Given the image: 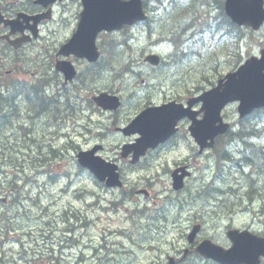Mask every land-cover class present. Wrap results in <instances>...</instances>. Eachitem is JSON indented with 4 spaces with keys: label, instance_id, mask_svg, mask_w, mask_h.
<instances>
[{
    "label": "rangeland",
    "instance_id": "obj_1",
    "mask_svg": "<svg viewBox=\"0 0 264 264\" xmlns=\"http://www.w3.org/2000/svg\"><path fill=\"white\" fill-rule=\"evenodd\" d=\"M13 1L0 0V3L6 5ZM31 1L18 0L17 6L19 9L32 10L34 5ZM178 1L189 5L192 0ZM218 1L220 0H193L195 7L198 4L216 6ZM170 2L171 0H160L158 5H147L152 20L149 27L142 23L100 35L97 47L101 58L93 69H99L107 60L108 67H103L95 78L94 71L90 69L93 73L88 81L73 83L66 90L61 87L60 76L55 80H59L57 83L36 81H50L56 76L53 57L59 44L71 32L80 11L79 5L67 3L56 6L53 20L41 27L39 40L26 48L28 56L19 66L24 77L20 78L29 82L23 83L28 86L40 85L42 88L48 84V88L44 86L47 88L44 90L46 95L59 91L60 97L55 98L53 110L45 113H51L62 131L59 134L56 128L47 127L46 121L40 120L37 129L30 135L35 138V142L32 145L20 143L19 141L27 142V138L17 131L16 123L25 121L27 114L11 119L0 129V198H7L4 206L0 203V233L7 223L12 226L7 237L0 238V260L13 262L24 256H31L29 260L36 264H76L74 261L85 254V261L81 264H167L166 257H175L177 252L179 257L182 256L181 251L187 245L185 234L196 223H200L203 228L200 237L211 238L219 243L225 242L228 226L248 228L254 233L264 234V164L257 158L259 153L253 151L261 148L264 152V115L260 112L243 125L246 131L254 128L251 134L257 138L249 136L244 138V145L237 143L230 148L236 160L240 153L251 155L254 162L244 165H253L259 171L257 170L256 176H248L251 168H246L245 175H242L234 161L225 162L223 176H218L220 181L216 188L222 191L220 197H217L216 191L208 190L206 196L195 198L196 187L201 184L195 183L190 187L188 183L183 192L174 194L175 197L185 199L182 204L176 202L177 198L168 200L166 197L174 195L170 191V173L166 171L165 165L172 162L173 156L147 159L145 165L137 170L129 169L128 164L119 160L117 164L125 183L122 190L106 189L76 163L73 147L85 150L95 143H101L104 150L99 155L105 159H109V155L117 159V145L132 140L112 135L115 126L109 128L110 118L118 125L126 124L148 102L159 104L165 99L186 95V88L206 89L210 82L225 71L227 73L233 69L232 63L235 64L237 56H241L244 61L251 55L258 56L260 50L264 49V27L257 32L243 29L244 34L238 41L237 48L225 49L224 42H219L213 47L209 46L208 50H200L198 56L180 66L174 67L173 62L166 61V66L152 68L144 62L146 55L158 54L164 59L172 57L173 46L170 43L152 44L160 37L162 25L166 26L165 30L168 26H173V32L180 27L178 22L176 26L171 19H167V23L161 21L166 16L165 11L170 9ZM200 12L202 18H196V30L206 29L208 24L216 25L219 22L212 20L216 15L214 11L210 10V15H206L202 9ZM177 14L180 15L181 12L177 11ZM218 38L227 40L221 36H217ZM184 40L183 42H188L190 39ZM112 43L113 50L109 47ZM112 53L114 54L111 55ZM47 57H50L48 73L42 68ZM75 65L81 73L87 69L81 62H76ZM142 80L146 83L144 86L141 85ZM130 91L135 94L129 93ZM102 92L121 99L122 107L117 114L109 116V113L100 111L91 102V95ZM27 106L26 101L21 106V111L27 112ZM225 115L233 124L238 121L236 106L229 107ZM62 132L64 135L60 136ZM51 138H55V152H49L43 146ZM187 139V135L178 136L177 143ZM249 143H256L257 146ZM236 149L240 150L235 151ZM41 151H44L47 158L39 165V162L33 161V155H38ZM188 154L191 155L190 152ZM260 156L264 157V154ZM210 163L213 164V161ZM209 171L210 168L203 166L200 174H209ZM38 172L43 174L39 175ZM66 177H70L72 183L67 193L63 194ZM197 178L198 176L195 180ZM251 178L254 183L250 182ZM252 186L255 191L252 189L249 193ZM131 189L147 190L154 202L141 206L134 201L137 200L136 197H131L134 200L125 199L124 208L109 212V201L121 200L122 191L128 193ZM74 191L79 193L80 199L77 201L72 200ZM29 197L32 200L28 201ZM36 203L42 206L49 204L48 208L54 213L50 218L44 216L45 211L36 210ZM133 208L139 210L138 214H129V210ZM153 208H157L160 213L154 214ZM148 214L152 215L151 218H148ZM71 216L74 218L69 219ZM67 228L75 230L74 237L70 235L64 238L63 232ZM50 244L54 245L57 252L61 251L57 250L60 244L68 249L63 250L61 256L56 253L55 258L47 259L45 245ZM83 246L89 249L82 251ZM181 264L205 263L199 259H189L187 263Z\"/></svg>",
    "mask_w": 264,
    "mask_h": 264
},
{
    "label": "water",
    "instance_id": "obj_2",
    "mask_svg": "<svg viewBox=\"0 0 264 264\" xmlns=\"http://www.w3.org/2000/svg\"><path fill=\"white\" fill-rule=\"evenodd\" d=\"M56 0H39L44 6L51 4ZM61 1V0H58ZM246 0H226V14L238 25H247L256 30L264 21L262 13V0H257V4L253 9L252 15L239 12L244 11L243 5ZM122 3H132L133 11L129 15L119 4L113 0H81L82 12L76 32L71 40L61 48L59 54L69 56L70 54L85 58L89 62H95L98 58V52L95 47V39L98 33L102 31L119 30L124 25H132L136 22L145 20L142 9L141 0H122ZM39 18L35 19V23ZM12 27L15 23L11 24ZM149 63L156 65L158 59L148 57ZM57 70L65 74V79L70 80L74 72H72L69 64L60 63L56 66ZM264 54L261 58H251L246 61L235 73L226 76V82L222 85V89L215 88L208 94H205V116L204 119L196 124L195 137L200 146L204 145L207 140H213L215 136L223 133L227 125L220 124L215 126L216 122H220L219 112L229 102H238V113L242 117L253 109L264 106ZM106 108V107H105ZM159 110L147 111L143 115L144 119L158 120L161 115ZM164 116L160 118L163 121ZM157 124L154 130H158ZM150 127H145L149 130ZM141 128L138 129L140 131ZM153 129V128H152ZM134 132V131H133ZM100 163L97 164L96 162ZM79 162L83 167H87L100 182H105L107 187L120 186L118 175L115 173L116 167H111L99 158H93L90 154H80ZM174 188H179L180 184L175 181ZM196 228L188 236L189 242L196 232ZM240 236L250 237L252 240L241 246ZM228 237L232 242V246L223 251L219 247L212 245L206 241L200 244L197 251L212 260L221 264H259V257H264V239L251 235L247 231L241 233L237 231L228 232Z\"/></svg>",
    "mask_w": 264,
    "mask_h": 264
},
{
    "label": "flooded vegetation",
    "instance_id": "obj_3",
    "mask_svg": "<svg viewBox=\"0 0 264 264\" xmlns=\"http://www.w3.org/2000/svg\"><path fill=\"white\" fill-rule=\"evenodd\" d=\"M17 3H18V0H14L13 2L7 3L6 5H3L0 3V46H2L0 48V86L5 85V83H29L26 80L21 79L24 77V73L20 72L19 66L24 63L25 58L28 56V54L26 53V48L30 45L29 44L30 41L21 44L18 48L12 47L10 43L14 40H17L19 37H21L22 34L12 33L11 28L6 23L8 21L14 20L18 16V14H21V15L24 14L25 16L32 15L33 13L42 14L43 10L38 7H33L32 10L19 9L17 6ZM34 9H36V11H34ZM221 17H222V14L217 12V15L215 16V18H218V20L220 21ZM27 34H28V31L24 30L23 35H27ZM46 59H47V62L42 64V68L45 69V71L48 73L50 70L48 66L50 57H47ZM57 60H59V58L57 57V54H56L53 57V61H57ZM68 60L72 63L76 62V59L73 57L68 58ZM80 62L85 63L83 61H80ZM55 75L56 76L59 75L61 77V74H59L58 72H55ZM56 76L54 78H56ZM40 82L50 83L49 80L44 82V79H42L41 81L39 80L36 81V83H40ZM52 83H57V82L53 81ZM192 91H193L192 89L186 88L185 89L186 95H183L184 97L182 99L176 98V99H170V100H174L185 106V103L187 102V100L190 97H192V93L190 94V96L188 95V93ZM49 96L51 98H49ZM57 97H60L58 92L51 93V95H46V96H36L33 99L32 103L30 104L31 105L30 110L28 109V106H27V112L22 111L21 114H17L13 112L14 114L12 115V119L17 118L18 116H21L23 114H27L25 121L16 123V125L18 126L17 131L19 133H23L25 136L27 135L26 136L27 142L19 141L20 143H26L27 145H32L35 142V138L30 135L32 131H35L37 129L36 127L40 124V120L46 121V123L45 122L44 123L47 127L56 128L58 133L60 134L59 123L56 124L55 118L51 115L50 112L45 113L46 111L53 110L52 106H53V103L56 102L55 98ZM37 99L42 100L40 101V103H42L41 106H36ZM170 100L167 99L164 102L166 103ZM12 111H13V108L10 107V110L8 113H11ZM2 116L3 114L0 115V129H2L6 124L5 119H1ZM9 121H7V123H9ZM177 125H178V130L174 135H172L162 144L158 145L154 150H148L147 152H145V155L139 159L138 164L136 166H133V168L141 167L142 163H144L147 160V158L153 154L159 158L162 152H166L169 149L170 150L173 149L177 145L178 136L187 135L189 139L193 142V140L189 136V133H187L188 132L187 126H189V121L183 118L178 122ZM61 135H64V133H61ZM133 137L134 138L132 139V142H134V140L136 139V136H133ZM219 140H220L219 137L215 138L214 147L217 145ZM46 142L47 144H44L43 146L48 151L49 150L48 144L50 142V139L49 140L47 139ZM209 151L210 150H205L204 152L208 153ZM33 156H34L33 161L39 162V165H40V162H44L47 158L46 155L44 154V151L39 152L38 155L34 154ZM118 156L120 157L119 154ZM114 159L115 158L113 157H109V162H116ZM120 159L124 161L125 163H129V159H126V160L122 158ZM177 167L191 168V165L189 163V158L186 157L182 160H178L176 163L173 164V168H177ZM198 239H200V237H198ZM195 246H196V243L195 245L189 246V248L187 249L188 250L187 253L192 254L194 252ZM182 260L183 259L180 258L178 262H181Z\"/></svg>",
    "mask_w": 264,
    "mask_h": 264
},
{
    "label": "trees",
    "instance_id": "obj_4",
    "mask_svg": "<svg viewBox=\"0 0 264 264\" xmlns=\"http://www.w3.org/2000/svg\"><path fill=\"white\" fill-rule=\"evenodd\" d=\"M151 1H155V0H151ZM220 5H221V3H220ZM183 6V4H181V3H177V4H175V7H174V10H176V11H180L181 12V14L179 15V18H180V16H186V14H187V12H188V8H186V9H183V8H180V7H182ZM178 18V21H179V25L178 26H182V24H184V21L183 22H181L180 21V19ZM173 19V18H172ZM164 24V23H163ZM176 25V26H177ZM175 26V27H176ZM165 28H166V26H165ZM165 32L163 33V35L165 36V34H166V36H170L171 37V39H173L174 37H177L176 35H174V32L172 31V27L171 26H168L167 27V30H165L164 28H162ZM110 49L111 50H113L114 49V43H112L110 46ZM114 53H112L111 55H113ZM16 93H17V95H22L24 92H23V89H16ZM25 96H29V93L28 94H26ZM12 97H13V99H14V96L12 95ZM6 106H7V104H6V100L5 99H0V115H4V116H2L1 117V119H5V123L7 122V119H8V111L10 110V108L9 109H6ZM11 108H12V106H11ZM263 113H264V111H263ZM241 134H242V136H246V135H248L249 133H244V132H241ZM252 150V149H251ZM254 152L256 151L257 153H260V151H259V149H257V150H253ZM257 158H258V160H259V162H261L262 164H264V157L262 158V157H260V155H258L257 156ZM243 162L244 163H247V162H254V160H253V158H252V156L251 155H249L248 154V157L247 158H244L243 159ZM258 170V169H257ZM259 171V170H258ZM252 189H253V186H252ZM254 190V189H253ZM255 191V190H254Z\"/></svg>",
    "mask_w": 264,
    "mask_h": 264
},
{
    "label": "snow or ice",
    "instance_id": "obj_5",
    "mask_svg": "<svg viewBox=\"0 0 264 264\" xmlns=\"http://www.w3.org/2000/svg\"><path fill=\"white\" fill-rule=\"evenodd\" d=\"M113 2H115L116 4H119L120 7L124 9L129 15L132 14V11H133L132 3L124 4L122 3V0H113ZM256 4H257V0H246V2L243 5L244 11L239 12V13H242V14L246 13L248 15H252L253 9L255 8ZM261 15L262 17H264V13H262ZM159 115L161 114H157V116ZM96 163L99 164L100 162L97 161ZM251 240L252 239L250 237L240 236L239 242L241 246H243V245L248 244Z\"/></svg>",
    "mask_w": 264,
    "mask_h": 264
},
{
    "label": "bare ground",
    "instance_id": "obj_6",
    "mask_svg": "<svg viewBox=\"0 0 264 264\" xmlns=\"http://www.w3.org/2000/svg\"><path fill=\"white\" fill-rule=\"evenodd\" d=\"M214 9H215V13L214 14H216L217 15V12H219L220 14H222V11L220 10V8L216 5V6H214ZM215 15V16H216ZM215 16L213 17V19L214 20H216V21H219L218 20V18H215ZM221 20V19H220ZM236 32H238V33H240L241 34V30H239V29H237L236 30ZM238 33H236V34H238ZM186 39V38H185ZM188 39V38H187ZM184 40V39H183ZM158 41H161V40H158ZM185 41V40H184ZM133 62V61H132ZM133 97V96H132ZM134 99V98H133ZM33 101V100H32ZM40 101H42L41 99H37L36 100V106H41L42 105V103H40ZM129 101V100H128ZM38 102V103H37ZM30 106L31 105H28V109L30 110ZM12 110V109H11ZM9 112V111H8ZM4 116V115H3ZM14 119V118H13ZM60 130H61V128H60ZM13 131V130H12ZM62 131V130H61ZM63 133V132H62ZM27 136V135H26ZM60 136H63V135H60ZM59 136V137H60ZM247 139V138H246ZM54 140H55V138H51L50 139V142H49V144H48V147H49V152H50V150L51 151H54L55 152V149H54ZM252 147V146H251ZM257 149H259V151H260V153H259V155H262V153L264 154V152H262V150H261V148H257ZM39 157V156H38ZM260 157H262V156H260ZM45 158V157H44ZM263 158V157H262ZM251 163V162H250ZM249 162H247V163H244V164H246V165H249L250 164ZM196 176H198V178H199V174L197 173V175ZM196 176H195V178H196ZM195 178H194V181H195ZM197 178V179H198ZM16 179H17V177H16ZM214 181H220L219 179H218V176H215L214 177ZM210 187H211V185H210ZM193 194V191L191 192V195ZM215 194H217V197H220L221 195H222V193H221V191L220 192H217V193H215ZM17 203V202H16ZM160 220V219H159ZM72 236V237H74V235H75V230H71V231H69V233H68V236Z\"/></svg>",
    "mask_w": 264,
    "mask_h": 264
}]
</instances>
